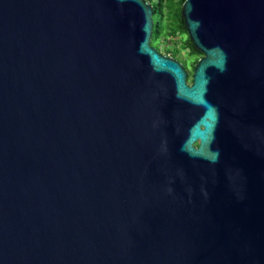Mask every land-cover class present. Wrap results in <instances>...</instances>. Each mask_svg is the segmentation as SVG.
<instances>
[{
	"label": "water",
	"instance_id": "obj_1",
	"mask_svg": "<svg viewBox=\"0 0 264 264\" xmlns=\"http://www.w3.org/2000/svg\"><path fill=\"white\" fill-rule=\"evenodd\" d=\"M0 0V264H264V0Z\"/></svg>",
	"mask_w": 264,
	"mask_h": 264
},
{
	"label": "trees",
	"instance_id": "obj_2",
	"mask_svg": "<svg viewBox=\"0 0 264 264\" xmlns=\"http://www.w3.org/2000/svg\"><path fill=\"white\" fill-rule=\"evenodd\" d=\"M154 7V33L152 44L164 48V53L179 58L182 49L196 56H203L192 41L182 15L186 0H148ZM187 35V37H184Z\"/></svg>",
	"mask_w": 264,
	"mask_h": 264
},
{
	"label": "flooded vegetation",
	"instance_id": "obj_3",
	"mask_svg": "<svg viewBox=\"0 0 264 264\" xmlns=\"http://www.w3.org/2000/svg\"><path fill=\"white\" fill-rule=\"evenodd\" d=\"M201 57H198L195 59L191 58V57H184L182 59L180 57H179L180 59L177 58L178 60H180L184 64L186 70L188 71V73H189L188 82H190V83H192V77H193L195 65Z\"/></svg>",
	"mask_w": 264,
	"mask_h": 264
},
{
	"label": "rangeland",
	"instance_id": "obj_4",
	"mask_svg": "<svg viewBox=\"0 0 264 264\" xmlns=\"http://www.w3.org/2000/svg\"><path fill=\"white\" fill-rule=\"evenodd\" d=\"M184 37H187V35H184ZM160 51L161 52H163L164 51V48H163V46H161V48H160ZM164 53V52H163ZM166 54V53H165ZM184 57H191V58H198V57H201V56H196V55H192V54H190L189 53V50H184V49H182L181 51H180V58L182 59V58H184ZM179 58V59H180Z\"/></svg>",
	"mask_w": 264,
	"mask_h": 264
}]
</instances>
